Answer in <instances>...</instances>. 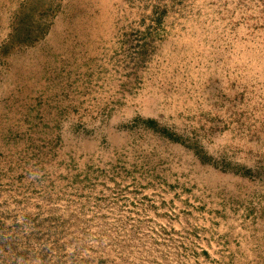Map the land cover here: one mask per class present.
Returning <instances> with one entry per match:
<instances>
[{
  "label": "rangeland",
  "instance_id": "rangeland-1",
  "mask_svg": "<svg viewBox=\"0 0 264 264\" xmlns=\"http://www.w3.org/2000/svg\"><path fill=\"white\" fill-rule=\"evenodd\" d=\"M0 264H264V0H0Z\"/></svg>",
  "mask_w": 264,
  "mask_h": 264
}]
</instances>
